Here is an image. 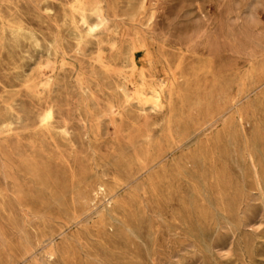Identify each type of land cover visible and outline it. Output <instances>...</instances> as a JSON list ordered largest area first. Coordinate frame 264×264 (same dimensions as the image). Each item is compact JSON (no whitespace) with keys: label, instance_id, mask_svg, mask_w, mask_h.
<instances>
[{"label":"rangeland","instance_id":"obj_1","mask_svg":"<svg viewBox=\"0 0 264 264\" xmlns=\"http://www.w3.org/2000/svg\"><path fill=\"white\" fill-rule=\"evenodd\" d=\"M74 3L0 0V264H264V0Z\"/></svg>","mask_w":264,"mask_h":264},{"label":"bare ground","instance_id":"obj_2","mask_svg":"<svg viewBox=\"0 0 264 264\" xmlns=\"http://www.w3.org/2000/svg\"><path fill=\"white\" fill-rule=\"evenodd\" d=\"M74 4L75 6L73 7L74 8L73 14L67 17L66 20L69 22V24L72 25V27H74L75 30H78L80 28L84 32L85 36L90 37V36L95 35V33L99 31L105 25V22L107 19L106 14L103 10V7L100 4V0H75ZM77 34L79 35V42L82 41V37L80 36V34L78 32ZM33 40L36 42L37 38L33 36ZM47 51H49L48 55H51L52 57L55 56V51L51 50V46L50 48H47ZM127 62L128 64H137V61L133 60L131 57L127 59ZM158 83H159L158 85L151 88V92H152L153 106L160 107L162 106L161 104L163 101V95H162L163 86L166 84V82L160 81ZM168 85H169V82H168ZM32 86H33V83H32ZM209 88L212 91L217 89L219 93L224 92L222 85H215L212 82L209 83ZM240 94H241V91L238 88V90L236 91V94L230 97L229 99V102H231V100L233 101V103L231 102L232 104L230 103V105L229 104L223 105L213 110V112L210 113V117L208 118V120L201 121V123L199 124L203 125L207 122L206 123L207 126L213 125L215 121H217V119L221 118V116L230 109L231 106H233L240 100ZM54 116H55V106L51 103H48L45 106H43L41 110L37 113L36 120H37V123L41 125L42 127H49L52 125ZM238 121L241 124L243 123L244 118L241 115H239ZM65 132L66 130L63 129V133ZM247 158L249 160L253 178L256 184L260 185L261 184L260 175H259L258 167L256 165V162L254 161L252 153H248ZM154 160L155 159H153L152 161ZM149 163L150 162L144 163L142 168L149 167L148 166ZM104 188L105 187L102 183H99L96 187L97 191L104 190Z\"/></svg>","mask_w":264,"mask_h":264}]
</instances>
